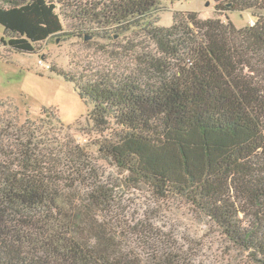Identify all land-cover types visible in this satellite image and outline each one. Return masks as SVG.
<instances>
[{"label":"trees","instance_id":"16d2710c","mask_svg":"<svg viewBox=\"0 0 264 264\" xmlns=\"http://www.w3.org/2000/svg\"><path fill=\"white\" fill-rule=\"evenodd\" d=\"M162 1L182 0H0V45L31 54L65 36L149 39L161 56L144 61L146 80L43 69L92 106L101 138L90 144L127 184L182 204L225 241L234 264H264V0H212L224 20L176 13L170 27L158 26ZM178 29L197 33L192 54L181 52ZM44 111L22 121L0 103V264H194L174 243H153L142 221L109 215L108 184L78 181V167L75 178L53 171L45 150L76 162L84 148L51 137L53 126L71 127Z\"/></svg>","mask_w":264,"mask_h":264},{"label":"rangeland","instance_id":"374dc122","mask_svg":"<svg viewBox=\"0 0 264 264\" xmlns=\"http://www.w3.org/2000/svg\"><path fill=\"white\" fill-rule=\"evenodd\" d=\"M188 12L195 13L203 21H222L227 16L226 12L215 8L212 0L162 1L158 10V26L170 27L176 13ZM233 19L235 14H231V20ZM235 21L241 26L247 18ZM174 32V39L185 42L181 52L185 55L192 54V49H196L199 42L197 33L185 35L179 29ZM3 34L4 29L0 26V40ZM160 56L155 44L139 34L116 36L114 40L91 36L84 40L65 36L57 41L45 42L39 53L31 54L10 53L0 45V103L10 102L19 108L22 121L26 117L37 119L40 112L52 110L64 127H71L70 130H59V126L55 125L49 135L53 138L57 136L60 142L64 138H76V145L84 148L81 159L68 162L61 158L57 161L56 158L61 156H57L58 151L44 152H49L50 159L60 163H54L56 166L53 171L63 170L61 176L75 178L81 172L82 175L78 174L77 177L80 182L82 177L86 180L95 176L96 180L108 184L112 191V211L109 215L118 216L120 221L126 216L131 218L134 225L142 221L144 231L153 239V243L156 238L174 243V248L180 250L182 258H191L194 264H234L232 259L222 254L226 243L210 225L196 221L191 212L179 202L159 201L146 189L127 184L124 176L110 163L100 160L90 144L101 138L92 128L91 121H88V112L92 106L83 103L72 84L66 82L62 76L43 69L50 64L55 68L76 73L82 66L90 71L146 80L144 61H154ZM40 59L45 66L39 64ZM2 108L13 110L12 105L8 104ZM44 115L45 120L51 119L48 112L44 111ZM76 167L79 168L78 173ZM89 184L90 180H87L80 187L86 189ZM130 229L132 228H128ZM198 242L205 246L200 247Z\"/></svg>","mask_w":264,"mask_h":264},{"label":"built area","instance_id":"2783aa9c","mask_svg":"<svg viewBox=\"0 0 264 264\" xmlns=\"http://www.w3.org/2000/svg\"><path fill=\"white\" fill-rule=\"evenodd\" d=\"M41 60H42V59H40L39 64L44 65L45 63H42ZM44 66H45V65H44ZM45 68H49V64H47V65L45 66Z\"/></svg>","mask_w":264,"mask_h":264},{"label":"water","instance_id":"95a60500","mask_svg":"<svg viewBox=\"0 0 264 264\" xmlns=\"http://www.w3.org/2000/svg\"><path fill=\"white\" fill-rule=\"evenodd\" d=\"M88 39H89V37H86V38H85V40H88Z\"/></svg>","mask_w":264,"mask_h":264}]
</instances>
